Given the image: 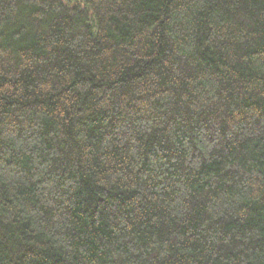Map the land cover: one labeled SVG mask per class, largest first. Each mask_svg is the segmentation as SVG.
Returning a JSON list of instances; mask_svg holds the SVG:
<instances>
[{
  "label": "trees",
  "instance_id": "trees-1",
  "mask_svg": "<svg viewBox=\"0 0 264 264\" xmlns=\"http://www.w3.org/2000/svg\"><path fill=\"white\" fill-rule=\"evenodd\" d=\"M0 264H264V0H0Z\"/></svg>",
  "mask_w": 264,
  "mask_h": 264
}]
</instances>
